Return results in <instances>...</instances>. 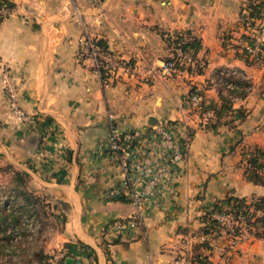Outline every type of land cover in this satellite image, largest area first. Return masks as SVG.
<instances>
[{
	"label": "crops",
	"instance_id": "obj_1",
	"mask_svg": "<svg viewBox=\"0 0 264 264\" xmlns=\"http://www.w3.org/2000/svg\"><path fill=\"white\" fill-rule=\"evenodd\" d=\"M10 1L0 19V70L8 65L19 79L16 100L30 119L5 106L0 82V175L23 173L37 205L55 217L43 252L62 247L67 264H164L181 256V264H200L196 253L207 264H264V230L230 252L199 240L216 201L264 196V184L243 173L244 152L264 150V54L251 63L222 48L249 0ZM176 32L198 38L200 72H161ZM82 33L132 70L104 82L77 53ZM231 69L241 74L233 77L238 98L223 120L201 125L184 97L198 86L206 104L218 107L220 77ZM161 120L175 124L183 150L177 162H168L160 140L151 138ZM111 124L138 138L123 166L106 150ZM161 160L164 170L137 212L128 193ZM110 188L118 191L108 195ZM128 218L132 225H113Z\"/></svg>",
	"mask_w": 264,
	"mask_h": 264
},
{
	"label": "built area",
	"instance_id": "obj_2",
	"mask_svg": "<svg viewBox=\"0 0 264 264\" xmlns=\"http://www.w3.org/2000/svg\"><path fill=\"white\" fill-rule=\"evenodd\" d=\"M260 1L256 13L248 14L246 4L239 9L237 22L234 27L227 32L223 39L222 48L240 56L251 63H259L264 54V0ZM10 9L4 2H0V19L7 14ZM77 53L82 59H88L92 69L105 82L115 78L119 72L131 71L132 65L127 59L120 58L96 42V39L82 33L77 38ZM177 64V65H176ZM187 65L203 66L204 60L192 53L191 49L183 48L179 44L171 47L170 58L163 60L160 70L169 73L176 68ZM241 74L234 69L223 72L220 77L221 89L219 91L229 107L223 113L217 115L214 108L204 101L202 88L193 87L183 99V106L197 115L201 125L209 124L213 121L223 120L231 110L232 103L238 98L236 89L238 84L233 80L234 76ZM1 89L5 93V106L20 120H29L30 115L25 112L17 103V89L19 79L10 71L8 65H2L0 70ZM241 88V87H240ZM175 124L169 120H161L152 127L151 138L160 140L166 154L168 162H177L183 156L182 144L174 135ZM138 138L128 131H119L113 124L110 125L109 133L106 137V150L116 153L120 166L125 165V156L130 147L137 142ZM264 164V157H258ZM165 160L156 164L155 173L139 188L129 191V198L136 206V211L140 212L144 198L150 193L153 185L159 178L165 167ZM118 191L116 188L108 189V195H113ZM207 216L214 219L215 228L208 232H201L199 240L207 249H213L219 253L233 251L237 244L244 238L250 236L253 225L249 224L244 215L234 214L226 205H221L220 210H209ZM30 223H28L29 225ZM121 224L132 225L133 219L128 218L124 222L115 221L113 225L119 227ZM31 234H35L36 226L28 228ZM13 247V245H9ZM9 255V253L7 254ZM6 255V256H7ZM65 249L60 247L49 252L44 264H64ZM5 255L0 257V262L5 260ZM11 260L17 259L15 255L7 256ZM184 257L168 261L164 264H181Z\"/></svg>",
	"mask_w": 264,
	"mask_h": 264
},
{
	"label": "trees",
	"instance_id": "obj_3",
	"mask_svg": "<svg viewBox=\"0 0 264 264\" xmlns=\"http://www.w3.org/2000/svg\"><path fill=\"white\" fill-rule=\"evenodd\" d=\"M0 2H4L9 9L12 7V2L10 0H0ZM259 3L260 1L257 0H249L246 3L248 14L256 13V11L258 10ZM96 42L105 48V45L104 43H102L101 40L97 39ZM169 42L171 43V47L175 44H179V46L183 48L191 49L192 53L195 55L199 46V40L197 37L185 35L180 32L174 33L173 36L170 38ZM170 56L165 58V60L170 58ZM186 69L189 71L200 72L202 66L187 65ZM243 84H245V82L240 80V86H242ZM228 107L229 105L227 104L226 100L221 96V102L219 106L213 108L216 114L220 115ZM216 123H218L217 120L209 123L208 125H214ZM258 157H264V150L259 147H253L244 152L243 173L247 179L253 182L264 184V164L260 162ZM24 176L25 175L20 171L10 169L9 182L11 183V185L5 190L2 189V192H4L6 197L4 196L3 198H0V202L2 203L5 201V203H7L9 202V200L14 201L15 198H19L20 203H17V207L10 205L9 209L7 208V212L4 207L2 208L0 224H2V222L4 221H7L9 224L17 223L18 218H20V216L25 212L29 213L30 208L31 210H34V213H36L34 206L37 205V197L26 188ZM221 205L228 206V208H230V210L234 214L240 213L244 215L247 222L253 225V227L255 226L257 228V226H260L259 230L255 229L254 231H251L254 236H260V234L263 233L264 196L255 197L253 198V200L248 202L238 197L227 196L223 199L216 201L210 210H220ZM208 211L205 212V223L201 228V232H208L209 230L215 228L216 224L214 219L207 216ZM257 212L259 213L257 214ZM193 259L200 262V264L208 263L205 257L199 256L198 253L194 254Z\"/></svg>",
	"mask_w": 264,
	"mask_h": 264
},
{
	"label": "rangeland",
	"instance_id": "obj_4",
	"mask_svg": "<svg viewBox=\"0 0 264 264\" xmlns=\"http://www.w3.org/2000/svg\"><path fill=\"white\" fill-rule=\"evenodd\" d=\"M245 4L246 3L243 5ZM240 8H242V6ZM191 90L190 88L189 91ZM9 177L10 171L0 175V198L5 196L2 189L5 190L11 185ZM17 203L18 201L16 200H9L7 203H5V201L2 203L0 202V216L3 207L7 212V208L9 209L10 205L17 207ZM34 209L36 213L30 208L29 213H23L20 218H18L17 223L9 224L7 221H4L0 225V257L6 256L8 253L9 255L12 254L17 257V259L11 260V258L8 259L7 256L9 255H7L5 260L1 261L0 264H43L45 262L49 252H43L42 240L48 235L47 232L50 227H52L51 229L56 228V222H54L55 217L45 214L42 206L35 205ZM28 223L30 224L28 225ZM33 225L36 226L35 234H31L28 231V228ZM259 228L260 226H257V228L254 226L252 230L254 231ZM250 234L251 236L253 235L252 233ZM9 245H13V247L9 248Z\"/></svg>",
	"mask_w": 264,
	"mask_h": 264
},
{
	"label": "water",
	"instance_id": "obj_5",
	"mask_svg": "<svg viewBox=\"0 0 264 264\" xmlns=\"http://www.w3.org/2000/svg\"><path fill=\"white\" fill-rule=\"evenodd\" d=\"M149 122L152 123V120H149ZM69 260H70L69 258L64 259V264H67V262H68Z\"/></svg>",
	"mask_w": 264,
	"mask_h": 264
}]
</instances>
